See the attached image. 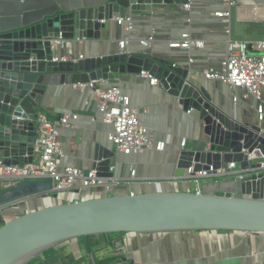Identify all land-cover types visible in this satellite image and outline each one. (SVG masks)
Segmentation results:
<instances>
[{"label": "water", "instance_id": "95a60500", "mask_svg": "<svg viewBox=\"0 0 264 264\" xmlns=\"http://www.w3.org/2000/svg\"><path fill=\"white\" fill-rule=\"evenodd\" d=\"M190 0H0V158L6 165L33 161L38 108L56 89L147 72L162 90L204 123L207 149L179 152L176 167L214 173L236 163L242 179L205 183L203 193L147 191L135 195L63 204L20 216L0 227V264H80L59 256L42 258L72 240L109 235L174 232L264 234V171L248 156L264 133L221 110L208 87L186 66H174L148 51L119 48L117 53L61 60L69 43L106 45L104 31L115 16L153 12L155 5H186ZM58 58V61H54ZM63 114L58 115V120ZM116 154L96 145L94 169L115 177ZM262 172L259 177L252 175ZM108 173V174H106ZM52 188L50 180H26L0 191V211ZM36 261V262H35ZM35 262V263H33Z\"/></svg>", "mask_w": 264, "mask_h": 264}, {"label": "crops", "instance_id": "0c3cea01", "mask_svg": "<svg viewBox=\"0 0 264 264\" xmlns=\"http://www.w3.org/2000/svg\"><path fill=\"white\" fill-rule=\"evenodd\" d=\"M233 11L232 39L250 43L264 40V0H238ZM195 6L189 17L180 15L179 6L159 4L153 12L134 13V30L131 43L138 47L141 39L147 40L154 35L155 44L151 49L156 57L166 58L177 66L190 67L195 76L203 83L201 72L210 66H217L226 54V44L222 40L221 26L212 17L221 3L215 0H203ZM128 15H130L128 13ZM118 16H115V18ZM190 19L191 22L187 21ZM205 38L203 49L182 51L171 49L170 44L191 31ZM196 30H200L199 33ZM124 28L112 24L104 31L102 48L89 43H69L66 45L68 57H81L113 54L119 51L118 43L124 39ZM139 48V47H138ZM194 61L189 65V59ZM121 81V87L131 96L134 105L142 110V121L153 134L154 144L168 143L164 151L153 149L147 155H134L130 159L120 158V162L128 166L115 172V177L125 180L138 179H177L186 174L179 170V139L191 137L195 133L196 122L192 116L185 114L182 107L175 104L159 84L152 85L147 78L138 76L114 77ZM208 90L213 102L234 119L244 124H254L253 102L248 107H234L227 89L218 82H209ZM79 98L75 89L60 88L45 98L44 108H38V114H46L49 118H58L59 114L78 113ZM93 111L81 112L80 120L73 129L61 134V141L70 165L85 171L94 167L96 145L113 151L108 141V128L94 121ZM206 140H189L187 149L201 151L206 148ZM130 168H137L136 178L130 177ZM138 176L140 178H138ZM153 184V183H151ZM173 184V185H172ZM173 187L175 183H172ZM147 185V184H144ZM140 189L143 192H163L166 184L154 183ZM142 192V193H143ZM92 242L97 246L91 251L79 240H72L51 249L42 258L59 256L64 260L78 261L80 264H264V234L244 232H174L164 234L136 235L122 234L107 237H95ZM38 264V263H35Z\"/></svg>", "mask_w": 264, "mask_h": 264}, {"label": "built area", "instance_id": "2783aa9c", "mask_svg": "<svg viewBox=\"0 0 264 264\" xmlns=\"http://www.w3.org/2000/svg\"><path fill=\"white\" fill-rule=\"evenodd\" d=\"M203 0H190L189 4L179 6L180 15L189 17L195 6L202 4ZM221 3L215 9L212 17L222 28V40L226 44V54L217 66H210L201 72L206 83L218 82L228 91L230 101L234 107H248L253 102L254 124L261 128L264 133V40L253 43L248 41L232 39V17L233 11L238 6V0H215ZM135 17L126 15L124 18L116 17L114 25L124 28L126 36L120 40L118 46L121 50H128L131 41V33L134 30ZM187 19V18H186ZM187 21L191 22L190 19ZM197 33L200 30H196ZM205 38L200 34L189 31L184 33L180 39L170 44L171 49L190 51L192 49H203ZM150 49L155 44L154 35L141 39ZM83 58V57H81ZM70 57L64 56L61 60L67 61ZM58 61V58H54ZM189 59V65L193 63ZM174 66H177L174 64ZM142 78H147L152 85H157L158 81L147 72H142ZM121 81L116 82H91L89 84L75 87L79 98L80 108L76 114L65 113L60 120L52 119L45 114H38L36 121V143L33 150V161L19 165H6L0 158V185H15L26 180H50L52 188L45 194L36 195L25 201L5 208L3 222L8 223L20 216L55 207L63 204H74L83 201L102 199L111 196L135 195L142 193L135 188L138 183H123L122 177L99 176L97 169L91 168L87 171L70 165L66 160L64 145L61 141V134L65 130L73 129L77 121L80 120L81 112L93 111L94 121L101 123L108 128V141L113 147V152L117 159L124 157L130 159L134 155H147L153 149L164 151L168 148V143L159 142L154 144L151 130L142 121V110L136 107L130 95L122 89ZM78 103V104H79ZM188 115L195 117L196 129L191 137L182 136L179 139L178 150H188L189 140H206V148L210 143L204 135V123L199 120L195 111L191 110ZM248 156L250 165L259 166L260 171H264V154L259 148L253 152L243 150ZM130 163V162H129ZM119 163L121 169L127 167ZM176 165V163H175ZM236 163L229 164L227 169L221 168L214 173L202 171L193 175V168L186 170L188 173L179 182L165 183L167 187L163 192L193 193L200 195L203 193L205 183H214L220 180L242 179L247 174L235 172ZM119 169L116 162L111 166V173ZM132 178L137 176V168H130ZM185 171V172H186ZM262 172L252 175L259 177ZM108 174V173H106ZM175 183V187H170ZM141 186V184H139ZM128 186V189H126ZM5 187V188H7ZM4 188V189H5Z\"/></svg>", "mask_w": 264, "mask_h": 264}, {"label": "rangeland", "instance_id": "374dc122", "mask_svg": "<svg viewBox=\"0 0 264 264\" xmlns=\"http://www.w3.org/2000/svg\"><path fill=\"white\" fill-rule=\"evenodd\" d=\"M43 114V113H42ZM46 115V114H45ZM47 116V115H46ZM131 177V176H130ZM138 178H140L138 176ZM134 179V178H133ZM184 179H181L180 177L177 178V179H159V180H152V179H138L137 181H131V180H125L124 178H122V182L123 183H127V182H131V183H138V184H141V185H144V184H151V183H160V184H165V183H169V182H179V181H183ZM8 185L5 184V185H0V191L3 190L5 187H7ZM4 209L0 211V227L4 224V220H3V215H4Z\"/></svg>", "mask_w": 264, "mask_h": 264}, {"label": "bare ground", "instance_id": "6f19581e", "mask_svg": "<svg viewBox=\"0 0 264 264\" xmlns=\"http://www.w3.org/2000/svg\"><path fill=\"white\" fill-rule=\"evenodd\" d=\"M138 45H139V46H138L139 48L136 47L135 51H136V50H137V51H140V52L148 51L149 53L154 54V53H153L154 50L152 51V50L150 49V47L146 45L145 42H143V43H142V42H141V43L138 42ZM131 47L134 48L135 46H133V44H132ZM200 81H201V80H200ZM201 83H202L203 85L205 84V83H203V81H201ZM205 85H206L207 87L210 88L209 83H206ZM73 89H75V88H73ZM193 119L195 120V117H193ZM195 122H196V121H195ZM187 173H188V172L186 171V174H185V175H187ZM185 175H184V176H185ZM172 185H173V184H172ZM148 186H150V189H153V188H156L157 185L147 184V185H141V186H140L139 184H135V188L137 189V192L140 191V189H143L144 187H148ZM175 186H176V184H174L173 187H175ZM162 188L165 189L166 187L163 186ZM126 189H128V186H126ZM144 189H145V188H144ZM145 190H146V189H145ZM161 191H163V190H161ZM4 210H5V209H4Z\"/></svg>", "mask_w": 264, "mask_h": 264}, {"label": "trees", "instance_id": "16d2710c", "mask_svg": "<svg viewBox=\"0 0 264 264\" xmlns=\"http://www.w3.org/2000/svg\"><path fill=\"white\" fill-rule=\"evenodd\" d=\"M101 237H107V236H100V238ZM94 238L95 237L81 238V239H79V241L86 244L88 249L91 251L93 248H95L97 246V243L92 242V239H94ZM35 262H33V263H35ZM100 264H104V263H100Z\"/></svg>", "mask_w": 264, "mask_h": 264}]
</instances>
